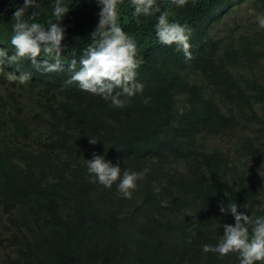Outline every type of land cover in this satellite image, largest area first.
<instances>
[{
    "label": "trees",
    "instance_id": "16d2710c",
    "mask_svg": "<svg viewBox=\"0 0 264 264\" xmlns=\"http://www.w3.org/2000/svg\"><path fill=\"white\" fill-rule=\"evenodd\" d=\"M242 1L156 0L189 30L186 59L156 39L159 12L137 24L123 0L118 22L136 41L144 84L124 107L66 84L67 67L2 65L32 77L21 85L0 74V264H239L236 253L221 259L202 245L234 223L219 211L229 199L264 215V29L254 13L239 23ZM251 1L264 14V0ZM22 3L0 0V47L10 54ZM67 3L64 65L73 51L79 59L98 22L95 0ZM39 4L36 20L46 24L53 0ZM94 153L122 171L147 169L131 198L91 178L85 161Z\"/></svg>",
    "mask_w": 264,
    "mask_h": 264
},
{
    "label": "clouds",
    "instance_id": "9594fccd",
    "mask_svg": "<svg viewBox=\"0 0 264 264\" xmlns=\"http://www.w3.org/2000/svg\"><path fill=\"white\" fill-rule=\"evenodd\" d=\"M172 2L177 7H183L188 0ZM122 3L123 0H95L98 22L90 33L91 42L82 49L78 60L73 51L70 63L64 65L62 53L66 45L62 41L66 26L60 21L69 10L67 0H53L46 24L36 20L40 15L39 0H23L22 5L12 13V34L8 41L11 54L8 48L0 47V74L6 81L22 85L32 77L31 72L20 71L17 74L19 62L24 59L29 60L32 68L41 74L61 72L67 67L69 75L66 84H75L82 91L110 100L113 106L124 107L126 101L123 97L142 94L144 84L136 79L141 64L137 57L136 41L118 22ZM130 4L137 24L141 23V17L159 12L154 24L158 42L163 45L174 44L186 59L191 57L189 30L186 26L170 21L168 12L160 11L156 0H130ZM29 9L33 11L26 15ZM253 13L257 27L264 29V14L250 10V14ZM5 62L15 65L16 70L5 72L2 67ZM149 99L145 97L144 102L148 103ZM89 142L95 144L98 140L89 136ZM85 164L95 182L105 188H111L115 183L117 192L124 198L132 197L137 181L147 172V169L139 172L128 169L122 171L119 162L113 163L98 153L87 158ZM238 208V204L230 199L227 204H220L219 211L230 213L234 223H223V234L217 243H205L202 250L216 253L221 259L229 253H236L239 264H264V215L257 216L255 212L249 215Z\"/></svg>",
    "mask_w": 264,
    "mask_h": 264
},
{
    "label": "rangeland",
    "instance_id": "374dc122",
    "mask_svg": "<svg viewBox=\"0 0 264 264\" xmlns=\"http://www.w3.org/2000/svg\"><path fill=\"white\" fill-rule=\"evenodd\" d=\"M251 0H243L241 4H238L236 6V18L238 19L239 23H244L243 26L247 25L249 22L247 21L248 18L251 17L250 10H251ZM254 21V19H251V22ZM233 23V22H231ZM0 83V88H1ZM264 111V108H262ZM210 142L218 145H226L224 142L217 141L216 139L210 138ZM218 142V143H217ZM263 170L259 169V175L263 174Z\"/></svg>",
    "mask_w": 264,
    "mask_h": 264
}]
</instances>
